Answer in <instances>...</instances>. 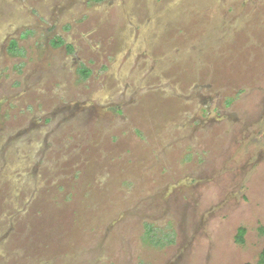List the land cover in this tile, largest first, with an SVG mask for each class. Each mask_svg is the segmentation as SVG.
Returning <instances> with one entry per match:
<instances>
[{
  "label": "rangeland",
  "instance_id": "374dc122",
  "mask_svg": "<svg viewBox=\"0 0 264 264\" xmlns=\"http://www.w3.org/2000/svg\"><path fill=\"white\" fill-rule=\"evenodd\" d=\"M263 248L264 0H0V264Z\"/></svg>",
  "mask_w": 264,
  "mask_h": 264
},
{
  "label": "trees",
  "instance_id": "16d2710c",
  "mask_svg": "<svg viewBox=\"0 0 264 264\" xmlns=\"http://www.w3.org/2000/svg\"><path fill=\"white\" fill-rule=\"evenodd\" d=\"M86 72H88V70H86ZM246 233V228L245 227H240L239 230H238V240L240 242H243L244 241V235ZM259 264H264V248L261 252V255H260V259H259ZM246 264H252V263H246Z\"/></svg>",
  "mask_w": 264,
  "mask_h": 264
}]
</instances>
